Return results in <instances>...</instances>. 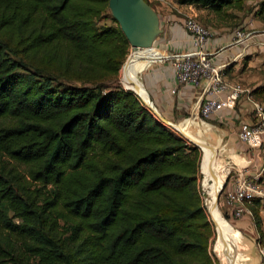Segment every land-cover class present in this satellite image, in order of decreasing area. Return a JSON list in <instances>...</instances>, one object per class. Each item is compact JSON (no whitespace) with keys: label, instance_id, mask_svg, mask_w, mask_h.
Masks as SVG:
<instances>
[{"label":"trees","instance_id":"obj_1","mask_svg":"<svg viewBox=\"0 0 264 264\" xmlns=\"http://www.w3.org/2000/svg\"><path fill=\"white\" fill-rule=\"evenodd\" d=\"M130 49L109 0H0V264H218L203 153L121 86Z\"/></svg>","mask_w":264,"mask_h":264},{"label":"crops","instance_id":"obj_2","mask_svg":"<svg viewBox=\"0 0 264 264\" xmlns=\"http://www.w3.org/2000/svg\"><path fill=\"white\" fill-rule=\"evenodd\" d=\"M166 2L167 0L160 4L159 10H156L162 20L164 30L155 43L156 48L142 52L133 64V72L137 78L135 85L143 92L145 89L148 101L144 100L147 104L153 102L152 105L166 120L178 123L175 126L178 132L186 138L190 136L198 140L206 147V152H202L203 180L206 171L212 170L213 174V179L209 177L207 179V185L211 187L208 202L209 204L212 200L215 202L216 215L232 244H240L242 237L224 217L216 196L227 181L233 167L239 170L245 169V171L248 167L246 172L256 174L264 168V158L254 144L245 145L240 142L238 137L240 128L238 127L237 130L233 128L239 120V114L231 108L222 111L220 116L212 117L233 129L234 137L229 147L225 145L226 133L223 130L201 121L198 111L209 83H205L202 88L192 84L176 88L177 69L168 59L178 58L172 53L190 52L194 51V48L192 38L184 28L185 20L183 21L182 16H179L185 15V8H178V12H171L170 7L165 8ZM245 4L250 14L242 20L243 25L240 27L242 29L238 30L252 33L251 40L245 44L236 42V31H231L229 28L222 29V32L212 31L213 37L209 51L214 53L215 64L227 65L230 69L228 72L233 71L231 75L225 74V79L229 82H237V71L241 68L243 60H248V66L252 65L254 60L264 62V0H247ZM187 8L192 10L193 5H188ZM174 90L175 93H173ZM188 115H191L189 119H187ZM242 118L244 122L247 120L253 122L247 115ZM182 121L183 123H179ZM261 216L264 221V214L262 213ZM241 222L250 224L249 219ZM262 229L264 230V225Z\"/></svg>","mask_w":264,"mask_h":264},{"label":"built area","instance_id":"obj_3","mask_svg":"<svg viewBox=\"0 0 264 264\" xmlns=\"http://www.w3.org/2000/svg\"><path fill=\"white\" fill-rule=\"evenodd\" d=\"M146 1L149 4L154 2L165 3V0ZM184 28L192 38L194 51L175 53L173 55L178 56V58H171L177 59L173 62L177 69L176 88L190 84L202 88L205 83H209L200 104L198 115L202 120L220 116L222 111L232 108L231 106L238 101L243 88L237 82L226 81L224 72L227 65L215 64L214 53L209 51L213 37L212 31L202 26L192 15L185 19ZM252 36V33L242 30L235 32L236 42L240 44L247 43ZM143 103L155 119L167 129L177 130L172 124L174 122L169 120L165 122L161 119L163 116L154 105L150 106L144 101ZM253 109L255 121L242 122L239 126L238 137L240 142L245 145L254 144L264 158V106L260 103H254ZM246 171L245 169L234 168L230 173L231 178L227 181L223 194L230 215L238 221L247 218L251 222L254 215L252 210L254 205H259L261 214H264V168L256 174H249ZM257 239L258 249L262 255L261 264H264V242L260 236Z\"/></svg>","mask_w":264,"mask_h":264},{"label":"rangeland","instance_id":"obj_4","mask_svg":"<svg viewBox=\"0 0 264 264\" xmlns=\"http://www.w3.org/2000/svg\"><path fill=\"white\" fill-rule=\"evenodd\" d=\"M151 5H153L155 10H157V9L159 10V6H160L159 2H156V3L154 2ZM165 5H167L165 8L170 7L171 12L172 11L178 12L177 11L178 8L184 7L185 8L184 9L185 15L184 16L179 15V16H182L181 18L183 19V21L186 18H188V16L192 15L195 17V19L202 26L210 29L211 31L220 30L222 32V29H227V28L231 29V31H237L238 29H242V28H240L243 25L242 20H244V18L247 16V14L248 15L250 14V10L247 9V6L245 3L242 4V6H243L242 8L225 7L220 12H215V11L209 10L207 8L197 7L195 5H193V9L191 10L190 8L189 9L187 8L188 5L181 4L180 0H167ZM99 24L105 25V26L114 25L113 22L108 20V19L101 21ZM154 48H156V47H154ZM172 54H175V53H172ZM178 54H181V53H178ZM130 55H131V49H130V52H129L127 59L129 58ZM168 60H169V62L177 61V59H171V58ZM126 62H127V60H126ZM126 62H125V64H126ZM242 66L239 69V71H237V77L238 78L237 77H235V78H237V83L241 84V86L243 88V92L240 94L238 101H236L231 106L232 107L231 109L233 111H236V113L239 114V116H238L239 120L233 125V128L236 130L239 127V125L245 121V120H243L242 117H246V115L248 117H250L253 121H255L254 109H253L254 103H260L264 106V62L262 63V62H257V60H254L252 65L248 66V60H243ZM229 70L230 69L227 68L224 73L225 74L228 73L229 75H231L233 73V71L231 70L230 72H228ZM132 72H133V67H132ZM133 74H134V72H133ZM123 77L125 78V74H124V69L122 68L120 71V74H119V83L125 89V87L123 86V84L121 82V81H123ZM128 91H130V90H128ZM243 114H246V115L243 116ZM190 117H191V115H188L187 119H189ZM210 119L201 120V121L208 123V124H211V125H214V126L218 127L219 129L223 130L226 133L225 145H226V147L231 146L232 140L234 137L233 136V133H234L233 129L231 127H229L228 125L224 124L223 122H219V121H216L218 123L210 122L211 121ZM246 122H248V120ZM174 123H177V122H174ZM179 123H183V121L179 122ZM171 131L177 137L182 138L185 141L194 144V142H192L191 140L186 138L182 133L178 132L177 130L172 129ZM202 159H203V157H202ZM7 162H9V160L7 158L0 156V164H7ZM234 168H236V167H233L231 169L230 173H232V170ZM20 170L22 173H25L23 167H21ZM230 173L228 175L227 181L231 178ZM263 175H264V173H263ZM199 177H200V180L198 182V190L200 192V195H201L202 200L204 202V205L206 207V211H207V214L209 216V219H210V221L213 225V228H214L213 229V235H212L210 242H209L210 252L214 256L213 248H214L215 241H217L218 247L220 249L222 248V243L219 239V235L217 233L216 226H215L213 218H212V213L208 209V206L206 205V203L203 199V191H202L203 170H202V166H200ZM227 181H226V183H227ZM218 204H219V208L221 209V211H222V213H223V215L227 221L232 223L237 228H240L243 232H246L255 238H257L259 236L260 233L258 232L256 225H257L258 221L260 222V224L258 225V226H260V229L264 225V221H263L261 215H259L256 212L253 213L254 214L253 219L250 222V224H244L243 222L236 220L235 218H233L230 215V213H229V211L225 205V196L223 193L219 197ZM246 219H244V220H246ZM260 235L262 236V240L264 242V230L263 229H262V232Z\"/></svg>","mask_w":264,"mask_h":264},{"label":"water","instance_id":"obj_5","mask_svg":"<svg viewBox=\"0 0 264 264\" xmlns=\"http://www.w3.org/2000/svg\"><path fill=\"white\" fill-rule=\"evenodd\" d=\"M109 11L126 36L131 52L154 48L157 39L164 32L159 14L146 0H109ZM128 62L129 58L123 69ZM161 119L168 122L164 117ZM192 142L200 148L197 142ZM225 187L226 182L219 192L218 200ZM231 225L242 237V242L232 245L227 241L220 249L215 241L213 253L218 264H261L262 255L258 249V239L243 232L232 223Z\"/></svg>","mask_w":264,"mask_h":264},{"label":"bare ground","instance_id":"obj_6","mask_svg":"<svg viewBox=\"0 0 264 264\" xmlns=\"http://www.w3.org/2000/svg\"><path fill=\"white\" fill-rule=\"evenodd\" d=\"M148 50H150V49H148ZM144 51H147V50H141V51H138V52H131V55L129 56V62L127 63L126 67L124 68L125 78L123 77V81H121V82H122L123 86L127 90H131L132 92L137 94L145 102L144 99H146V101H148V97L146 96L147 95L146 91L144 89V92H143L140 89L136 88L135 84L137 82V78L132 72L133 64L137 61L138 56ZM130 70H131L132 73L130 72ZM148 105L153 106L151 102H149ZM188 139L197 142L200 145L201 151L202 152H206V150H205L206 147L201 142H199L198 140L193 139L190 136H188ZM201 166H202V170H203V160H202ZM211 171L212 170H209V171L205 172V177H204V180L202 182L203 199H204L206 205L208 206V209L212 213V218H213L214 224L216 226L217 233L219 235V239H220V241L222 243V247H223V244H225L227 241H229L230 244H232V241H231L229 235L227 234V232L224 230L221 222L219 221V219H218V217L216 215L215 202L213 200H212L211 204H209V202H208V195H209V192L211 191V187H209L207 185V181H208L207 179H208V177L213 179V174H212ZM218 195H219V193L217 194L216 197H218Z\"/></svg>","mask_w":264,"mask_h":264}]
</instances>
